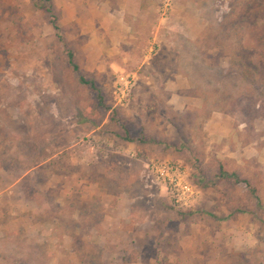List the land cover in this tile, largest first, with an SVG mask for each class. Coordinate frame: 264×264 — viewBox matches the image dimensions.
Returning a JSON list of instances; mask_svg holds the SVG:
<instances>
[{
  "label": "rangeland",
  "instance_id": "374dc122",
  "mask_svg": "<svg viewBox=\"0 0 264 264\" xmlns=\"http://www.w3.org/2000/svg\"><path fill=\"white\" fill-rule=\"evenodd\" d=\"M0 264H264V0H0Z\"/></svg>",
  "mask_w": 264,
  "mask_h": 264
},
{
  "label": "built area",
  "instance_id": "2783aa9c",
  "mask_svg": "<svg viewBox=\"0 0 264 264\" xmlns=\"http://www.w3.org/2000/svg\"><path fill=\"white\" fill-rule=\"evenodd\" d=\"M132 86L126 84L125 89L120 90L118 96L119 102L127 100V91H130ZM156 173L159 174V179H162V184L168 189L170 195L176 204L180 207H189L194 203L198 196V192L194 184L190 181L188 169L179 164H160L153 165Z\"/></svg>",
  "mask_w": 264,
  "mask_h": 264
},
{
  "label": "trees",
  "instance_id": "16d2710c",
  "mask_svg": "<svg viewBox=\"0 0 264 264\" xmlns=\"http://www.w3.org/2000/svg\"><path fill=\"white\" fill-rule=\"evenodd\" d=\"M51 11H52V9L49 8V9H48V12L51 13ZM54 26H55L56 31L59 32V31H60V28H59V26L57 25V23H56L55 21H54ZM68 57H69L70 64L73 65L75 71H76V72H80V68H79L77 65H75V63H74V55H73L72 53L69 52V53H68ZM80 81H81L82 84L89 86L92 90H94L95 92L98 93V98H99V100H100V103H101V105L104 106V97H103V95H102L100 89L96 86V84H95L93 81H88V80H87L85 77H83V76L80 77ZM221 176H222L223 178H225V177H230V176H229V175H228L223 169H221ZM231 177L237 179V177L234 176V175L231 176Z\"/></svg>",
  "mask_w": 264,
  "mask_h": 264
}]
</instances>
